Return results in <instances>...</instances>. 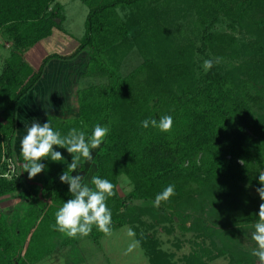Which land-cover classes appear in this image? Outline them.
Returning <instances> with one entry per match:
<instances>
[{
  "label": "trees",
  "instance_id": "obj_1",
  "mask_svg": "<svg viewBox=\"0 0 264 264\" xmlns=\"http://www.w3.org/2000/svg\"><path fill=\"white\" fill-rule=\"evenodd\" d=\"M82 1L88 10L76 47L49 52L35 67L24 52L54 28H63V4L0 0V35L10 41L0 68V162L2 154H13L16 108L47 63L85 52L80 74L103 80L75 90V116L50 114L48 120L62 135L71 128L90 135L96 124L110 129L93 160L85 165L82 159L72 174L84 169L85 183L99 176L115 185V195L107 200L113 230L138 223L137 239L151 263L168 264L154 231L140 228L147 225L144 212L152 226L180 215L191 222H180L182 230H197L210 240L211 224L257 221L260 203H249L248 190L261 187L258 177L264 172V0ZM220 22L225 27L216 28ZM129 57L136 64L127 65ZM216 57L221 62L205 72L203 61ZM163 115L172 116L171 131L141 126ZM54 148L64 160L42 159L46 168L32 179L23 171L21 156L20 173L7 177L0 171V196L13 192L15 198L0 208V264H32L55 247L58 235H66L51 226L56 211L72 198L59 180L71 155ZM120 174L132 185L125 196L117 189ZM169 184L176 194L155 207L156 195ZM202 197L215 207L196 205ZM135 199L150 205L143 209ZM190 205H196L195 212L184 213ZM102 235L93 226L88 236L97 240ZM205 252L186 256L185 264H206ZM247 260L254 264L255 256Z\"/></svg>",
  "mask_w": 264,
  "mask_h": 264
},
{
  "label": "rangeland",
  "instance_id": "obj_2",
  "mask_svg": "<svg viewBox=\"0 0 264 264\" xmlns=\"http://www.w3.org/2000/svg\"><path fill=\"white\" fill-rule=\"evenodd\" d=\"M63 4L65 19L62 22V29L54 28L52 34L25 50V58L35 67L39 65L41 58L52 51L68 53L78 44V39L85 31V17L88 7L82 0H59ZM216 28L225 27L224 22L217 23ZM10 49V41L0 35V68L4 58ZM136 53L135 51L133 52ZM131 57V56H130ZM129 66L136 64L137 59L132 57ZM87 60V53L83 52L72 59H51L44 67L39 82L22 97L16 108V128L11 141L13 154L7 156L2 154L0 167H5L3 174L11 177L14 173H20L21 145L20 141L26 135L27 128L33 120L40 123L48 121L49 115L54 114L62 117H73L77 113V102L75 90L87 83L101 81L100 77L83 76L80 71ZM127 61V60H126ZM128 66V67H129ZM83 69V68H82ZM2 116L0 115V118ZM95 150V149H94ZM94 150H92V155ZM85 165L89 162H84ZM84 169L77 174L83 175ZM132 188L129 179L124 174L118 176L117 189L120 195L125 196ZM257 187L249 186V203H264L260 199ZM249 197V198H250ZM14 193L0 196V208L5 209L13 204ZM205 203L207 209L215 207V203L202 197L198 202ZM133 203L147 208L150 205L146 200L135 199ZM196 205L186 207L184 213H194ZM224 205V204H222ZM204 206V205H203ZM237 209V208H235ZM136 211L139 207L135 208ZM141 218L147 225H141L144 231H154L155 237L159 240V246L164 251V261L168 264H185L186 256L198 251L203 253L206 264H248L252 249L256 247L251 239L254 224L257 221L241 222L237 225L222 226L219 222L211 224L215 230L212 239L198 236L197 230H182L180 222L190 225V220L183 221L180 215H173L172 223L162 222L158 225H149L152 218L146 212ZM138 223H126L113 230L112 236L102 235L97 240L90 236H77L69 238L67 235H58L59 241H55V247L45 253L40 259L32 264H152L147 249L139 243L132 252L125 254L131 243V238L126 234L127 228H132ZM164 225V227L162 226ZM136 233V231H135ZM62 238L68 242L63 243ZM137 239V235H135ZM51 241V240H48ZM61 241V242H60ZM52 242V241H51ZM58 242V243H57ZM51 244V243H50ZM254 264H260L255 257Z\"/></svg>",
  "mask_w": 264,
  "mask_h": 264
},
{
  "label": "clouds",
  "instance_id": "obj_3",
  "mask_svg": "<svg viewBox=\"0 0 264 264\" xmlns=\"http://www.w3.org/2000/svg\"><path fill=\"white\" fill-rule=\"evenodd\" d=\"M117 13L123 18V12L117 9ZM221 59V57H216L214 60L205 59L202 65L205 72L210 70L214 63H220ZM141 126L143 128L152 126L161 132H169L173 126V118L170 115H163L159 120L145 119L141 121ZM109 131L107 126L96 124L90 135L76 128H71L66 135H62L60 131L53 129L49 120L44 123L33 120L27 128L26 135L20 141V151L24 160L22 167L29 179L46 168V165L41 163L42 159L50 158L53 162L64 160L62 153L55 150L54 146L66 149L71 155V163L67 165L68 170L63 171L59 180L68 185V192L72 198L65 201L56 211L55 224L51 226L66 233L69 238H76L78 235L87 236L93 226L105 236L113 235L112 213L107 206V200L115 195V185L99 176H93L88 183H85L82 175L72 174L76 172L82 159L84 162L93 160L92 150L101 146ZM258 180L261 187L256 191L264 201V172L259 173ZM175 194V185H167L156 195L154 206L159 207L162 201H167ZM257 215L258 220L251 233V239L256 247L252 249L251 254L258 258L260 264H264V203L259 205ZM126 234L131 238V243L125 251V254H128L139 246L140 241L135 239L136 233L132 228H127Z\"/></svg>",
  "mask_w": 264,
  "mask_h": 264
}]
</instances>
